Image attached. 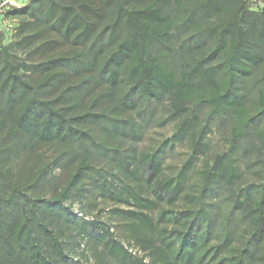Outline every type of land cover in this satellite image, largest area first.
<instances>
[{"label":"trees","instance_id":"trees-1","mask_svg":"<svg viewBox=\"0 0 264 264\" xmlns=\"http://www.w3.org/2000/svg\"><path fill=\"white\" fill-rule=\"evenodd\" d=\"M8 1L0 24L16 23L0 31V264H76L83 235L118 264H264V0ZM165 104L158 125L175 123L173 135L152 153L124 149ZM215 125L228 127L227 152L206 163L197 195L184 194L185 172L163 176L161 157L187 139L204 154ZM238 151H252L262 183L234 188ZM221 191L229 210L219 231L209 201ZM95 193L139 207L115 212L132 220L148 263L110 227L77 219V199ZM180 199L192 206L149 214ZM235 214L246 233L238 247Z\"/></svg>","mask_w":264,"mask_h":264},{"label":"rangeland","instance_id":"rangeland-1","mask_svg":"<svg viewBox=\"0 0 264 264\" xmlns=\"http://www.w3.org/2000/svg\"><path fill=\"white\" fill-rule=\"evenodd\" d=\"M22 0H15L16 3H21ZM16 22L3 21L0 24V31L8 32L12 34V29ZM154 119L149 126H145L143 129V137L139 143L124 142L123 148L126 150H133L136 154L144 152L152 153L157 150L161 144L168 138H170L175 132V123H168L167 125L160 127L158 125L159 120L167 117V105H156L153 107ZM213 132L205 139V143L208 144L207 151L198 156L193 155L190 141L187 139L183 143L176 144L173 149H166V152L161 157L163 165V176L176 177L181 171L185 172L184 178V194L197 195L202 177V172L205 169L206 163L212 165L213 159L217 155H222L227 152L228 148V133L227 125L223 127H212ZM232 161L237 168L238 178L235 181L234 188H245L254 184L259 185L262 183L261 177L257 174L258 168L252 167L254 156L252 151L243 152L238 151L232 155ZM97 166L107 171H113L114 175L119 174L117 165L109 163L107 160L97 159ZM186 165V167H185ZM185 167V168H184ZM187 169V170H186ZM123 178V177H122ZM137 187L139 182L134 179H125V184ZM148 189L142 192L143 197H149ZM226 193L224 191L215 198L209 201L212 205L210 210L213 212L214 217L217 219L216 230L222 231L225 225V216L228 214L229 202L225 199ZM192 205L185 203L183 199H180L175 205L167 206L161 205L158 208L152 209L149 214L155 217L159 211L163 208L180 211ZM139 210L138 206L129 207L126 204L118 203L110 199L101 198L99 193L84 194V196L77 199L74 204L73 210L77 219H84L88 222H98L101 225L110 227L111 233L114 237L120 241L124 248L132 254L133 257L138 259H145V262L150 261L148 252L144 251L140 244H137L131 233H129L128 225L132 222L129 217L123 216L115 210ZM238 215L235 214L230 220L228 227L233 234L236 246L241 245V241L245 237V225L238 220ZM146 235L152 237L150 232H146ZM98 241H100L98 239ZM104 250L102 242L96 243L95 239H91L86 235H83L77 239V245H74L72 250V258L76 264H118L113 257ZM103 257V259H99ZM252 264V263H251Z\"/></svg>","mask_w":264,"mask_h":264},{"label":"built area","instance_id":"built-area-1","mask_svg":"<svg viewBox=\"0 0 264 264\" xmlns=\"http://www.w3.org/2000/svg\"><path fill=\"white\" fill-rule=\"evenodd\" d=\"M14 1H15V0H9L8 2H9L11 5H14Z\"/></svg>","mask_w":264,"mask_h":264}]
</instances>
